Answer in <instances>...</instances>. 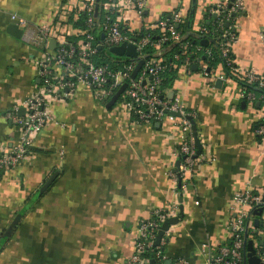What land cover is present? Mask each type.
<instances>
[{"label": "crops", "instance_id": "obj_1", "mask_svg": "<svg viewBox=\"0 0 264 264\" xmlns=\"http://www.w3.org/2000/svg\"><path fill=\"white\" fill-rule=\"evenodd\" d=\"M221 1L228 0H146L141 16L122 7L115 16L135 31L193 8L191 30L197 32L204 11ZM242 1L230 54L239 68L264 74V0ZM81 11L82 0H0V153L18 135L4 114L16 104L24 108L39 86L42 52L7 32L15 24L10 14L74 40ZM170 89L193 115L199 155L210 158L198 162L177 193L167 175L179 161L172 116L134 123L123 104L97 103L83 86L68 100H50L53 119L32 135L23 160L0 170V264H123L137 223L171 202L182 205L183 215L169 228L167 260L203 264V247L229 241L233 194L264 193V143L255 134L259 92L253 101L244 98L245 86L222 64L209 77L179 69Z\"/></svg>", "mask_w": 264, "mask_h": 264}, {"label": "built area", "instance_id": "obj_2", "mask_svg": "<svg viewBox=\"0 0 264 264\" xmlns=\"http://www.w3.org/2000/svg\"><path fill=\"white\" fill-rule=\"evenodd\" d=\"M102 6L103 14L99 17L97 6ZM146 0H106L98 3L97 0H82V11L85 13L84 28L78 29V39H66L49 26H33L24 17L10 14V19L22 29V38L30 45L42 50L36 59V70L39 77V86L24 102V113L18 114L19 106L13 105L4 114V118L12 122L18 130L16 142L5 152L0 153V170L9 169L25 158L32 135L53 119L49 110L50 100H68L79 86L89 89L93 100L104 104L117 91V101L123 104L130 120L138 124H152L161 122L169 112L179 113L176 126L179 130L177 145L178 165L169 169L167 175L177 191V185L184 187L185 181L193 173L194 167L201 160H210L207 156L196 153L197 142L191 128L192 114L187 112L183 103L170 88L160 89L161 73L179 67L186 73H192L196 66L199 74L210 76V70L200 56L212 55L209 48L189 49V43H180L182 34L176 30V25L183 21L179 12H174L170 20L160 18L153 26L135 31L129 30L118 17L113 16L119 8L132 9L137 15L143 14ZM244 9L242 0L221 1L210 9L213 14L223 13L218 23L221 30L219 54L223 58V65L228 68L230 75L248 85H255L264 89V74L253 70H243L236 66L230 54V48L236 42V18ZM227 23V25H225ZM98 24L103 37L96 40L92 33L93 27ZM158 27L161 35L152 39L151 28ZM199 33L208 32L204 25L198 28ZM57 38L54 49L48 47L49 41ZM56 40V39H55ZM177 42L185 57L177 65V55L169 62L164 58L140 59V67L134 73L138 58L144 57L147 47L159 48L164 42ZM123 42L135 46L137 56L127 59H111V64L96 62L99 58V47L110 48ZM56 43V41H55ZM199 51L200 54L195 55ZM190 56H193L190 58ZM243 97L249 101L256 99V92L245 89ZM261 101V116L255 127V134L264 143V94L259 92ZM177 193V192H176ZM263 192L239 190L232 196L235 212L230 224V239L227 243L219 244L214 250L208 245L201 250L203 264H247L244 257V243L250 240L255 256L260 264H264V218L253 211L264 209ZM179 215V204L171 202L165 208L153 210L150 218L137 223V234L133 241V251L123 264H190L185 258L177 257L167 260L164 247L170 235L169 229L163 233L156 243V236L164 220ZM258 224H254V218ZM170 228V227H169ZM150 253L151 259L142 256ZM169 261V262H168Z\"/></svg>", "mask_w": 264, "mask_h": 264}, {"label": "trees", "instance_id": "obj_3", "mask_svg": "<svg viewBox=\"0 0 264 264\" xmlns=\"http://www.w3.org/2000/svg\"><path fill=\"white\" fill-rule=\"evenodd\" d=\"M97 1L98 3L100 2L104 3L106 0H97ZM230 1L231 0H228V2ZM97 8H98L97 13L99 14V17H100L103 14V11H102L103 7L99 5L97 6ZM211 8L212 7L207 8L203 14L204 22L202 25H204L208 30V32L205 34L194 32L191 30L192 19L189 22V16L191 13V9H189L188 13L185 16H182L180 13V15L183 18V21L176 25V30H178L182 34L180 43L188 42L190 45L189 49L195 50L196 47H201V49L203 50V49H207L210 47L212 51L211 57L210 56L207 57L203 54L200 56V59L204 63H206L209 70L213 69L217 64H223V58L219 54V45H218V42L220 41V34H221V30L218 28V23L222 20L223 13L213 14L210 11ZM174 12H178V10H175L170 13H166L161 18L170 20ZM113 16H115V14H113ZM85 17H86L85 13L81 11L80 14L78 15V19L74 22V26L80 29L84 28ZM192 17H193V14H192ZM148 31L151 33L153 40H156L161 35L160 29L158 27L151 28ZM92 33L96 36L95 37L96 40L101 38L100 27L98 24L94 25ZM201 38L207 39L208 43L206 46H203L202 44H200L199 41ZM98 53H99V58L97 57L95 61L99 63L111 64V61H110L111 59H127V56L115 55L111 53L108 48H104V47L102 48L100 47L98 49ZM144 53H145L144 57L138 58V60L160 57V58H164L165 61L169 62L170 60H173L174 55H177L178 59H176V62H177V65H179L180 61L185 57V54L183 50L180 48L179 43L168 42V41L164 42L159 48L147 47L146 49H144ZM198 54H200L199 51L195 53V55H198ZM192 57L193 56H190V58ZM179 69L180 68L177 67V68H173L171 70L164 71L163 73H161V84H160L161 90L165 88H170L172 86L173 80L176 78L177 71ZM223 69L227 75L231 76L227 67L223 65ZM241 83L242 85L245 86L246 89L252 90L254 92H261L264 94V89H258L255 85H248V84H245L244 82H241ZM263 199H264V195H263ZM142 256H145L151 259L150 253H144L142 254Z\"/></svg>", "mask_w": 264, "mask_h": 264}, {"label": "water", "instance_id": "obj_4", "mask_svg": "<svg viewBox=\"0 0 264 264\" xmlns=\"http://www.w3.org/2000/svg\"><path fill=\"white\" fill-rule=\"evenodd\" d=\"M194 10L193 8L191 9V13H190V16H189V22L191 21L192 19V14H193ZM227 25V23H226ZM7 32L16 37V38H22V29L17 26L16 24H10L8 25L7 27ZM103 37V34H101V38ZM200 44H202L203 46H206L207 45V39L206 38H201L200 39ZM55 44V40H50L49 41V47L52 48L53 45ZM100 48V47H99ZM109 51L115 55H118V56H122V55H125L127 57H131V58H134L137 56V51L135 50V46L131 43H127V42H123L117 46H112L109 48ZM142 61L140 60L138 63H137V66L134 70V73L136 72V70L140 67ZM192 69H196V66H193ZM217 84H219L221 82L220 79H217L216 80ZM121 90V89H120ZM119 91L116 92V94L111 98V102L116 100L118 94H119ZM23 110L24 108H20L19 109V114L22 115L23 114ZM169 115L172 116V117H178L180 116L179 113H175V112H169ZM188 118L191 120V128H192V131H193V134L196 138V142H197V150H196V153L199 154L201 152V145L197 139V134H196V127H195V124H194V121L188 116ZM178 160L175 162V166L178 165ZM264 209H258V210H255L253 211V214L256 215V216H259L261 215L262 211ZM183 208H182V205L180 204L179 206V215L178 216H173V217H169L167 218L166 220H164L160 226V229L157 233V236H156V243L158 242L159 238L163 235V233L165 231H167L169 229L170 226L176 224L180 217L183 215ZM254 224L257 225L258 224V218H254ZM262 243V242H260ZM244 257H245V260L247 262V264H260L259 263V259L255 256L254 254V249H253V246H252V243L250 240H247L245 243H244ZM169 262V261H168ZM150 264H153V261L151 260L150 261Z\"/></svg>", "mask_w": 264, "mask_h": 264}, {"label": "rangeland", "instance_id": "obj_5", "mask_svg": "<svg viewBox=\"0 0 264 264\" xmlns=\"http://www.w3.org/2000/svg\"><path fill=\"white\" fill-rule=\"evenodd\" d=\"M262 217L264 218V211H263V213H262Z\"/></svg>", "mask_w": 264, "mask_h": 264}]
</instances>
